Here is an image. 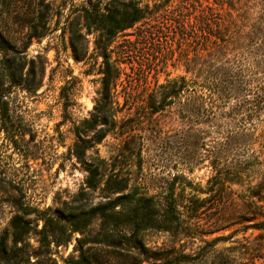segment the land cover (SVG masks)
I'll list each match as a JSON object with an SVG mask.
<instances>
[{
    "label": "rangeland",
    "instance_id": "1",
    "mask_svg": "<svg viewBox=\"0 0 264 264\" xmlns=\"http://www.w3.org/2000/svg\"><path fill=\"white\" fill-rule=\"evenodd\" d=\"M197 1L191 34L218 54L187 74L173 41L141 45L152 21L106 39L87 0H0V234L24 227L17 264H264V0ZM209 65L216 95L193 78ZM121 195L172 203L175 228L138 233L144 252L131 226L96 243V208L135 202Z\"/></svg>",
    "mask_w": 264,
    "mask_h": 264
},
{
    "label": "trees",
    "instance_id": "2",
    "mask_svg": "<svg viewBox=\"0 0 264 264\" xmlns=\"http://www.w3.org/2000/svg\"><path fill=\"white\" fill-rule=\"evenodd\" d=\"M87 0V6L84 9L85 26L89 33H99V37L115 35L135 27L139 23L147 24L151 21L154 23L149 26L147 30L140 34L141 45L160 44L163 36L166 39L173 41L179 48L178 63L183 64L186 73L194 71L197 66L203 67L207 64L206 56L211 55L210 59L218 54L216 51H211L205 56L202 52L207 50L208 45L205 42L198 44L193 38V30L198 26V22L203 25L207 24V20H200L197 17L187 12L188 8H194L197 0ZM160 13H165L162 16ZM193 20V22H192ZM156 28H158L156 30ZM167 28V29H166ZM192 29L189 32V29ZM167 30V31H166ZM192 33V34H191ZM158 42V43H157ZM218 45V44H217ZM220 46V45H219ZM224 45L220 47L223 48ZM210 48V47H209ZM208 48V52H209ZM174 50V49H173ZM191 56V54H193ZM194 82L196 86L208 90L213 95H216L220 90V77L218 70L214 69L211 65L206 66L202 74L194 75ZM109 77H105L108 83ZM177 79L172 81L173 84L177 83ZM182 87L189 85L187 76L180 78ZM159 108V107H158ZM86 171L89 173L86 183L89 188L97 189L100 180L97 178L98 170L87 165ZM119 187L109 186V183L104 185L103 191H107V196L114 193L122 192ZM125 195L116 198L115 201H135L130 205L125 203L111 202L99 205L96 210L102 221V230L105 232V238L96 241V243H105L106 245L112 244L109 240L115 238V230L120 226H131L135 229L133 240L141 252L146 251L142 240L137 237L138 233H142L148 229H156L161 231H171L175 228L177 216L176 209L172 203H169L163 212L159 207L153 204L154 199L141 195L133 197L130 200ZM166 201H175L172 197H168ZM120 206L121 209L116 211ZM123 218V219H121ZM122 220V221H121ZM12 243L9 242L10 234L6 230L0 234V264H17L16 245L21 240L24 228L21 223L13 220ZM129 240V239H128ZM142 254V253H141Z\"/></svg>",
    "mask_w": 264,
    "mask_h": 264
}]
</instances>
